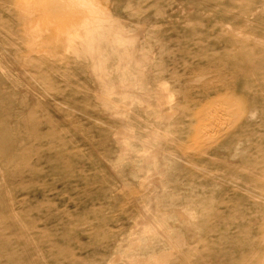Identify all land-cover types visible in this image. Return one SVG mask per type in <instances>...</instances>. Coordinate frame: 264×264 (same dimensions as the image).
<instances>
[{
	"label": "rangeland",
	"instance_id": "1",
	"mask_svg": "<svg viewBox=\"0 0 264 264\" xmlns=\"http://www.w3.org/2000/svg\"><path fill=\"white\" fill-rule=\"evenodd\" d=\"M0 264H264V0H0Z\"/></svg>",
	"mask_w": 264,
	"mask_h": 264
},
{
	"label": "bare ground",
	"instance_id": "2",
	"mask_svg": "<svg viewBox=\"0 0 264 264\" xmlns=\"http://www.w3.org/2000/svg\"><path fill=\"white\" fill-rule=\"evenodd\" d=\"M215 111H216V110H215ZM215 111H214V112H215ZM251 113H252V112H251ZM251 113H250V114H251ZM212 114H214V113H213V112H212V113H208V116H207V114H206V116H207V117H210ZM211 117H212V116H211Z\"/></svg>",
	"mask_w": 264,
	"mask_h": 264
}]
</instances>
